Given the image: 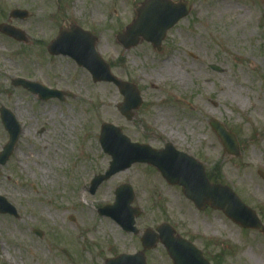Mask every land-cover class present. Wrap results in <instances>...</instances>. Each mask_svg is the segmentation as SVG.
<instances>
[{
    "label": "rangeland",
    "instance_id": "374dc122",
    "mask_svg": "<svg viewBox=\"0 0 264 264\" xmlns=\"http://www.w3.org/2000/svg\"><path fill=\"white\" fill-rule=\"evenodd\" d=\"M145 1L0 0V25L21 30L27 39L21 43L0 33V108L22 126L15 152L0 166V196L19 214H0V264H104L141 251L135 236L99 215L114 204L123 184L135 191L140 229L168 223L212 264H264V234L243 229L219 211L197 210L152 167L133 165L90 193L92 179L110 169L112 158L99 142L102 125L109 124L132 143L156 150L172 144L195 157L264 224V181L258 175L264 172V114L257 125L247 120L258 118L251 105L264 100V0H171L192 10L168 32L161 50L144 41L126 50L117 36ZM13 10L29 16L10 19ZM70 26L96 36V51L113 75L138 87L143 104L131 121L117 108L124 100L117 87L94 83L69 57L48 53L59 31ZM18 78L73 98L41 101L15 87ZM213 120L236 135L240 157L226 154L210 127ZM8 140L0 118V152ZM32 142L45 151L31 153ZM148 256L149 264H172L160 245Z\"/></svg>",
    "mask_w": 264,
    "mask_h": 264
},
{
    "label": "water",
    "instance_id": "95a60500",
    "mask_svg": "<svg viewBox=\"0 0 264 264\" xmlns=\"http://www.w3.org/2000/svg\"><path fill=\"white\" fill-rule=\"evenodd\" d=\"M191 11L187 2L174 3L171 0H147L137 10V17L123 33L117 36V41L126 50L137 47L141 41H146L160 50L167 33ZM29 14L25 11H13L11 18L26 19ZM1 33L13 37L18 41H26L22 31L9 25L0 26ZM97 39L90 32L78 26L62 29L58 37L49 45V53L53 56H66L73 59L80 67L85 68L94 83L107 82L114 84L124 96V103L118 109L128 120L134 117V111L142 105V99L137 87L133 84L118 80L107 64L96 51ZM219 71L220 68L212 67ZM17 87L22 86L38 95L41 100H63L65 94L57 90L47 89L39 84L25 80L13 81ZM71 96V95H68ZM1 120L9 134V141L0 153V166L9 161L15 151L16 144L21 134V126L13 113L1 107ZM211 127L219 136L227 154L239 157L240 151L236 137L227 132L225 127L217 121L211 122ZM100 143L104 152L111 156L110 169L104 174L96 176L91 184L90 193L94 194L98 187L113 175L129 169L133 164L141 163L155 167L171 186H179L184 196L193 202L199 210L207 206L222 211L233 223L249 230H258L264 233V225L256 212L246 206L229 187L212 184L205 173L201 163L178 152L172 145H167L164 150L156 151L148 145L132 143L123 135L121 129L103 124L101 128ZM264 179V173L259 172ZM134 193L130 186L123 185L116 191V201L113 205L106 206L99 211L101 216H106L116 221L127 233L138 234L136 218L141 211L132 207ZM0 214L18 217L14 206L0 196ZM160 236L153 231H147L142 238L143 247L147 250L156 247L159 240L167 249L174 264H210L193 244L179 237L174 238V231L168 224L158 228ZM42 236L41 233H37ZM105 264H147L144 253L135 255H121L109 259Z\"/></svg>",
    "mask_w": 264,
    "mask_h": 264
},
{
    "label": "bare ground",
    "instance_id": "6f19581e",
    "mask_svg": "<svg viewBox=\"0 0 264 264\" xmlns=\"http://www.w3.org/2000/svg\"><path fill=\"white\" fill-rule=\"evenodd\" d=\"M174 78L176 80H178V81H181L182 80L181 78H179V75H175ZM113 97H116V95L114 94ZM259 100H261V99H259ZM109 104L110 103H108V105ZM108 105L104 104L103 107H102V109H101V113L104 116H106V115L109 114V111H108V107L109 106ZM251 108H254V113H257L256 115L258 116V118H255L256 116L254 115V116L247 117V120H248L249 124L253 123L254 125H257V124H259V120L258 119H260V117L262 116V114H264V111H263V109H264V100H263V102H257L256 104H253V106L251 105ZM261 118H263V117H261ZM62 144H63L64 147H66V143L64 141L62 142ZM30 148H31V150H30L31 153H32V150L33 151H41V150H44L45 151V149H46V147L43 146L40 142H32V145H31ZM50 151H53L54 152V150L51 147H50ZM30 159H31V156H30ZM43 209H45L46 211H49V209L46 208V207H44ZM10 232H12V231H10ZM31 253L35 255L36 254V250H34V249L31 248Z\"/></svg>",
    "mask_w": 264,
    "mask_h": 264
},
{
    "label": "flooded vegetation",
    "instance_id": "af4514ba",
    "mask_svg": "<svg viewBox=\"0 0 264 264\" xmlns=\"http://www.w3.org/2000/svg\"><path fill=\"white\" fill-rule=\"evenodd\" d=\"M141 230H145V228H144V229H141ZM135 237H136V236H135ZM136 238H137V239L139 240V242H140V238H141V237H140V236H137ZM148 254H149V252L146 253V255H147V259H148V257H149ZM148 261H149V259H148Z\"/></svg>",
    "mask_w": 264,
    "mask_h": 264
}]
</instances>
